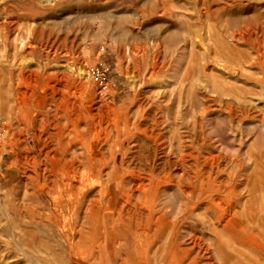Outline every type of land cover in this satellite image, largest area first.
I'll list each match as a JSON object with an SVG mask.
<instances>
[{
  "label": "rangeland",
  "instance_id": "1",
  "mask_svg": "<svg viewBox=\"0 0 264 264\" xmlns=\"http://www.w3.org/2000/svg\"><path fill=\"white\" fill-rule=\"evenodd\" d=\"M0 72V264H264V0H0Z\"/></svg>",
  "mask_w": 264,
  "mask_h": 264
},
{
  "label": "bare ground",
  "instance_id": "2",
  "mask_svg": "<svg viewBox=\"0 0 264 264\" xmlns=\"http://www.w3.org/2000/svg\"><path fill=\"white\" fill-rule=\"evenodd\" d=\"M47 44V43H46ZM61 68H63L64 69V71H65V73H70L71 71H74V70H76L73 66H62ZM78 74L79 75H83V74H86L85 73V70L82 68V67H78ZM1 72H0V82H1ZM34 75V74H33ZM88 76L90 77V75L88 74ZM74 84H75V82H71V86H74ZM105 84H107V83H105ZM84 85L82 84V85H80L79 86V88H80V90L83 92V89H84ZM109 87V86H108ZM2 91V87H1V84H0V92ZM102 96H104L105 97V95H104V93H102ZM104 97H103V99H104ZM5 107V106H4ZM81 109V108H80ZM85 110H87L88 112H90L89 111V108L88 107H86V109ZM112 112H114V110L112 111ZM100 114L101 115H99V116H96V115H93L92 117H91V121H93L94 122V120H96V119H98L99 117L101 118L102 117V114H103V112H101V110H100ZM99 118V119H100ZM6 121V120H5ZM5 121H0V132H1V134H2V136L0 137V147H1V144H2V142H3V138H4V134H5V130H6V124H7V122H5ZM97 129V128H96ZM96 131V130H95ZM219 136V135H218ZM262 152H261V155L264 157V148L262 147ZM207 151V150H206ZM213 153V152H212ZM216 154V153H215ZM210 155H211V153H210ZM108 160H110V158L107 156V155H104L103 156V158H102V160L100 161L101 162V164L102 165H104ZM148 168V167H147ZM188 173V172H187ZM84 177H86V178H88L87 176H84ZM137 184V183H136ZM142 186H139V188H141ZM39 191V190H38ZM79 191V190H78ZM218 200V199H217ZM210 202H211V204L213 205V206H216L215 205V199H213V198H210ZM206 204V203H205ZM216 207H218V206H216ZM218 208H220V207H218ZM219 211H224V212H222L223 214H222V217L223 218H225L226 217V214H225V209H222V210H220V209H218ZM89 213H90V215H89V217L87 218V220H86V222L84 223V226H83V228H82V230L80 231V235H81V237L82 238H102V234H103V232H102V228L103 227H101V224H100V222H101V220H99V218H97L95 221L93 220L94 218H95V216H97V215H95V214H97V211H96V209H90L89 210ZM225 221V220H224ZM233 225H235L234 224V220H231V221H229V223L228 224H226L225 225V227L223 228V232H227L228 230H230V229H232L231 227H233ZM88 227V229H89V231L87 232L86 231V229L85 228H87ZM222 232V233H223ZM105 238H107V235L105 236ZM238 239V238H237ZM105 243L107 244V240L105 239ZM102 245V246H100V247H102V249H103V251L104 250H107L108 249V246L107 245ZM195 244H197V243H195ZM203 246V245H202ZM187 247V246H186ZM198 250V249H197ZM202 254V253H201ZM204 262V261H203ZM210 262V261H209ZM129 263V262H128ZM74 264H79V262L78 261H75L74 262ZM201 264V263H200Z\"/></svg>",
  "mask_w": 264,
  "mask_h": 264
},
{
  "label": "built area",
  "instance_id": "3",
  "mask_svg": "<svg viewBox=\"0 0 264 264\" xmlns=\"http://www.w3.org/2000/svg\"><path fill=\"white\" fill-rule=\"evenodd\" d=\"M91 79L93 78L94 81L99 82L101 85H104L106 83L104 74L101 72H96L93 75L89 74ZM2 136L1 132H0V137Z\"/></svg>",
  "mask_w": 264,
  "mask_h": 264
}]
</instances>
